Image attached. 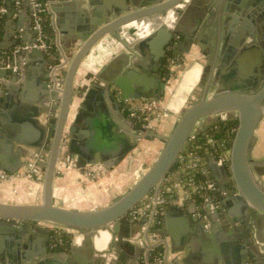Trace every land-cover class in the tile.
<instances>
[{"label": "water", "instance_id": "1", "mask_svg": "<svg viewBox=\"0 0 264 264\" xmlns=\"http://www.w3.org/2000/svg\"><path fill=\"white\" fill-rule=\"evenodd\" d=\"M218 1L50 0L61 61L52 69L47 52L33 48L27 52L23 74L8 69L1 74L10 78L0 83V171L16 174L29 169L33 163L24 158L30 157L43 175L38 179L39 203L0 201V264H144V240L154 229H165L174 238L166 225L172 216L179 218L180 226L194 223L191 231L204 239L206 247L178 255L172 264H264V161L252 157L264 118V0H228L225 11H239L226 20L240 25L233 35L226 32V41L230 35L231 39L225 44L229 48L224 60L211 66L204 53L209 51L206 29L218 19ZM8 8L7 40L16 33L12 0ZM172 10L178 13L172 28L162 23L134 44L121 37L126 24L146 17L161 20ZM26 20V15H19L23 29ZM36 33L33 30L32 39ZM178 34L183 39L175 43ZM108 35L121 38L123 45L78 96L80 67ZM29 40L24 32L21 40L1 47L9 50ZM171 46L179 57L193 54L191 66L198 64L202 70L192 99L182 107L157 158L129 190L105 207L60 206L55 181L62 160L74 162L86 176L90 166L101 165L103 173L114 171L143 140L154 139L156 127L137 123L123 111L122 99L166 93L170 74L162 73V59ZM75 98L80 102L70 121ZM229 121L237 124L228 158L205 149L220 191V209L211 195L203 204L211 227L189 217L195 212L193 204L187 207L188 214L181 207L165 208L162 224L157 216L131 221L130 212L158 190L180 154L211 127ZM54 226L73 232L67 251L52 247L51 242L58 240ZM135 236L139 241H133Z\"/></svg>", "mask_w": 264, "mask_h": 264}, {"label": "built area", "instance_id": "2", "mask_svg": "<svg viewBox=\"0 0 264 264\" xmlns=\"http://www.w3.org/2000/svg\"><path fill=\"white\" fill-rule=\"evenodd\" d=\"M7 1L8 0H0V31L2 17L9 11ZM13 6L16 15L30 8L29 27H31L32 30H36L37 33L34 39H30L26 43L20 42L14 46L7 55L3 57L0 56V69L14 70L23 74L26 68L27 52L31 51L33 48H40L46 51L49 58L48 66L54 69L57 64L54 62L56 57L52 52V38L45 30V22L48 19L51 20L50 1L13 0ZM1 44L2 42H0V45ZM169 51L172 52V46L169 48ZM178 59L177 56L168 58L167 63L169 70H175V66H177L179 62ZM122 109L144 128H147L149 123L161 120L169 115L168 104L161 97L122 99ZM205 136L206 144L213 148L217 146L219 148H224V150H219L218 154H214L219 157L228 158L229 149H227L223 140L216 141L211 134H206ZM202 147V145L197 144L194 145V147L189 146L180 154L176 166L158 190H154L130 212L129 219L131 221H137L143 217L152 219L153 216H158L160 210L167 207L177 206L187 208L193 204L195 212L192 215L204 221L206 228L211 227L212 222L204 211L203 204L208 196L211 195L216 203V207L220 209L219 186L209 174L206 175V178L201 177V173H206L207 171V164L205 157L199 155L196 148ZM61 163L64 164L65 167H75L72 161L69 163L61 161ZM20 176L21 175L0 171V184L5 181L11 182ZM221 193L224 194L225 192ZM53 229L55 230L59 243H62L60 236L65 232L73 234L71 230L64 227L54 226ZM148 237V241L144 240V242H146V248L143 252V263L172 264L167 254L166 239L160 234Z\"/></svg>", "mask_w": 264, "mask_h": 264}, {"label": "crops", "instance_id": "3", "mask_svg": "<svg viewBox=\"0 0 264 264\" xmlns=\"http://www.w3.org/2000/svg\"><path fill=\"white\" fill-rule=\"evenodd\" d=\"M8 2H9V0L7 1V4H8ZM227 2H228V0H220V1H218V6L219 7H218V13L217 14H218V19L219 20H217V22L219 24V30L217 32V34H218L217 35V39L215 38L213 40L212 39V35H210V33H208V35H210V38L208 40L209 41L208 42V50L209 51H208V53L205 52L206 53L205 55H208V57L210 58V60L213 59V61L215 63H217V64L219 63V65L224 60V56L226 55L227 50L229 48V46H227V45L225 46V44L228 43V45H229V41L231 39V35H230L228 37V42L226 41V39H227L226 38V32L228 33L230 31V32H232V35H233V32H236L237 29H238V26L240 25V21L233 23V21L231 19L226 20V17L228 15L229 16H234V15H236L235 12H237V10H238V9H235V10H233L231 12L230 11L229 12H226L225 11V7H226ZM232 4H234V2H232ZM12 5H13V0H12ZM13 8H14V6H13ZM29 11H30V8H28L25 12L21 13V15H26L27 16V20H26L27 21V28L26 29H23L22 27H20L18 25L19 24V15L20 14L16 15L14 13V15L12 16V27L16 31V33H14L12 35L11 39H8V40L6 39V34H7V32H9V26L7 25V16H6V25H5L6 32H5V36H4V39L2 41V44H5V43H13L15 40H17V41L21 40L22 39V33H24V32L28 34L29 39H32L33 38V30L31 29V27H29V24H30L29 23L30 22L29 21ZM172 16H174V14H172ZM51 24H52V27H53V15L52 14H51ZM53 30H54V35H55L54 36V44H55V47H56V51L58 52V55H59L60 54V51H59V48H58L57 32L55 31L54 27H53ZM128 35H130V34H128ZM128 35H124V37H126L129 40V42H132V41H130V38H129ZM102 41H99L98 42V43H101L102 42V45L99 47L98 52L92 58L93 61L91 63V65H93V67L97 66V64H98V68L99 69L108 60L107 57L110 55L109 54V48L112 50V52H116L119 49V47L120 48L122 47V44H123L122 41H121V39H116V38H114V40H107V39L104 40V39H102ZM225 41H226V43H225ZM1 45H0V47H1ZM209 45H210V48H209ZM224 46H225V48H224ZM96 47H98V46H96ZM13 48L14 47H12L11 49H13ZM1 49H2V51H4L2 53V55H1V57L7 55V53L10 52V50H11V49L5 50L2 47H1ZM194 52H196V49L194 50ZM177 57L179 58L178 59L179 61L182 58V57H179V56H177ZM185 57H187V58L191 57L190 59L193 62V59H194L193 54L192 55H189V56H185ZM84 62H85V60H84ZM202 62L203 63H206V61H204V60H202ZM209 63H210V61H209ZM178 64H179V62H178ZM91 65L89 67H91ZM219 65H217V67H218V69L220 71ZM227 65H229V64H227ZM2 70L3 69H0V83L7 82V81H9L8 78H10V75H8L7 77H3L1 75L2 74ZM215 71L216 70H214L213 72L215 73ZM79 72H80V70H79ZM87 75H89L88 76L89 77V80H87V82L85 80H83V81H85L87 83V85H88L94 79V75L91 74V73H87ZM78 76H79V73H78L77 77ZM212 77H214V76H212ZM76 84H77V79H76ZM76 87L78 88V84L76 85ZM83 87H84V83H83ZM169 88H170V82H168V88H167V90ZM174 124H175V122H174ZM172 128H173V126L170 128V132L172 131ZM170 132H169V134H170ZM256 137H257V140H256V144L254 146V149L252 151V157H253L254 160L259 161V162H262V161H264V118L260 122V125H259V127L257 129ZM144 141L147 142V144H148V143H150L151 140H143L141 142V144L139 145V147L136 150H134L128 156L129 159L128 158L127 159H128V164L129 165L134 166L135 165V162H138V160H140L139 158H141V161H142L143 158H145V157L142 158V155H139V153H138L139 150H140V148L142 147ZM126 160L122 163V165H120L118 168H115L114 170L117 171V170H119L122 167H123V169L126 168L123 165L126 162ZM205 160H206V156H205ZM24 161L26 163H28V162L29 163H33L32 165L35 166L34 159H31L30 157L24 158ZM132 161H133V163H132ZM206 164H207V171H206V173L205 172H202L201 173V177L206 178L207 177L206 175L209 174V176L212 179H214V177L212 175V172H211V169H210V167H209V165L207 163V160H206ZM38 169H39V167L37 166V170L35 171L36 172V178H34L35 176L33 178H30L29 176H27V177H29V179H25L24 181H22V183H19L20 181L19 180L16 181L15 179L10 182V183H14L15 182L14 185L16 187H17L16 184H19V187L23 185L24 188H25V191L29 194V197H31L30 200H29V198L27 200H19L16 197H5L6 194H4L3 195L4 197L0 196V201H7V202H13V203H24V204H27V203H39V202H36V201H37V198L40 199L42 190L39 189L41 191V193H39L37 195V190L38 189H36V187L34 185H30V182H29V181L34 182L33 179H36V182L39 183L38 182V179H40L42 177L43 173H42V171H40ZM71 169H72V167H71ZM74 169H73L72 173H65L64 179L62 178V181H64V180L71 181L74 178H76L79 173L82 174V175H85V173L82 170H79V169H75L74 170ZM94 169H97V168L94 167ZM22 171L23 172H26V171H28V169H26V167H25L24 169H22L21 171H19L16 174L22 176ZM104 174L105 173H103V175ZM87 177H88V181H92V182H88V184H89L88 186L89 187L88 186L86 188L78 187L79 188L78 192L82 196H84V194H86V192H90L91 190H89V189H90V187L93 186V184H92L93 183V179H92L93 176L92 175H89V176H86V178ZM263 179H264V177H263ZM56 181H55V185H56ZM5 183L0 184V189H2V188L5 187L8 190H11V187L12 186L10 187L9 185H5ZM26 185L28 187H26ZM86 210H89V209H86ZM165 210L166 209L160 210L159 215L157 216V217H159V223L160 224L163 223V218H164V216L163 215H160V213L162 211H165ZM184 210H186L185 213L188 214L187 208H184ZM189 217L191 218V217H193V215L190 214ZM178 219H179L178 217L172 216L170 218V222H167L166 223L167 227H170V229L172 228V234H173V237H174L173 239H172V237L170 235L167 234V232H166L165 229L162 230L161 232H159L157 229H154V231H152L151 234H149V236H151V235L154 236L155 234L156 235L157 234H160V235H162L166 239L167 254H168V258H169L170 261L172 259H174L175 257H178V255H187L188 256L193 251H199L201 249L206 248L204 246V239H202L199 235H197V233L195 234L193 231H191V229H193L191 227H193L194 223H190V224H187V225H184V226H180L178 224ZM168 225H170V226H168ZM49 227H51V226H49ZM55 236H57L56 233H55ZM137 236H135V238L133 239L134 242L139 241L138 240L139 238ZM141 237H143V232L141 233ZM51 245H52V247L58 246L59 248H62L60 246V243H59L58 240L52 241L51 242ZM63 250L64 251H67L65 249H63ZM193 260H195V257L193 258Z\"/></svg>", "mask_w": 264, "mask_h": 264}, {"label": "rangeland", "instance_id": "4", "mask_svg": "<svg viewBox=\"0 0 264 264\" xmlns=\"http://www.w3.org/2000/svg\"><path fill=\"white\" fill-rule=\"evenodd\" d=\"M104 39L114 40V37L112 35H108ZM114 53L115 52H112V50L109 48L110 55L107 57V59H109L110 56L113 55ZM190 58L191 57L189 58L185 56L182 57L179 61V64L175 66V70H169V74H170L169 82H170L171 89L169 88L166 91V93L161 97L164 101H166V103H168V105H169V101L172 98H174L176 94H180L179 97H183L185 99L184 104L182 106L183 108L186 107L189 104V101L192 99L191 98L192 92L188 90L186 91L181 90L183 76L185 72L188 71L191 65L193 64ZM76 79H77V84H78V92H80L78 93V96H81L82 95L81 92L83 91L84 81L81 78H79V76ZM170 108L171 110L169 109V112H168L169 115L167 117L161 120H158V121H154L152 123L156 127L155 135H154L155 137L148 144L145 141L143 142V145L138 152L139 155H142V158L145 157L142 159V161H141V158H139L140 160H138V162H135L134 166L127 164L128 167L126 168V170L125 168L123 169L122 167L117 171L114 170V171L105 172L104 175L102 172V170L104 169L101 165L97 166V167H101L102 168L101 170L94 169V166L88 167V171L90 172V175L93 176L92 177L93 186L90 187V190H91L90 193L91 195L96 194L95 197L96 196L98 197L97 198L98 201L95 200L94 203L90 204V206L85 207L84 209L102 208V207L107 206L115 197H118L121 194L125 193L127 190H129L139 180V178L147 171V169L150 167L153 160L156 159L159 153L161 152L164 146V143H165V137L169 135L170 128L174 126V122H176L177 119L180 117V112H177L172 107ZM62 161L65 162V160H62ZM36 170H37V166L32 165V167H30L28 171L26 172L22 171V176H25V178H21V179L17 178L15 180L16 181L19 180L20 181L19 183H22V181H24L25 179H29L31 175L35 176L34 178H36V172H35ZM65 173L66 172L64 170L58 169V174L56 176L57 187L59 188L62 187L65 189V191L62 190L61 191L62 193L60 194L63 198H73L74 199L76 196V192L73 189H78V187L86 188L89 185L88 182H92V181H88V177L86 178L85 175H82L80 173L73 180L71 181L64 180L65 181L64 182L62 181V178L64 179ZM33 181L35 183H32L31 181H29L30 185H34L35 187L37 186L36 189L39 188L40 190H42V185L40 183L37 184L36 179H33ZM8 182L9 181H7L5 185H9L10 187L12 186L11 190H8L5 187L0 189V196L4 197L3 195L6 194L5 197H9L10 193L11 194L15 193L21 197L26 198L27 196V198L29 199L31 198L29 197V194L25 191V188L23 185L19 187V184H16L17 185L16 187L14 185L15 182L14 184L10 182L9 184ZM26 187L28 186L26 185ZM39 189L37 190V195L41 193ZM87 194L89 195V192H86V194L84 195H87ZM63 198H57V203L60 206L66 205L64 203ZM36 202H40V199L37 198ZM72 207H77V206H72Z\"/></svg>", "mask_w": 264, "mask_h": 264}, {"label": "bare ground", "instance_id": "5", "mask_svg": "<svg viewBox=\"0 0 264 264\" xmlns=\"http://www.w3.org/2000/svg\"><path fill=\"white\" fill-rule=\"evenodd\" d=\"M171 14V15H170ZM172 14H174V16H172ZM171 16V17H170ZM178 18V13L175 11H170L167 16L164 19H158L157 17H146L144 19H140V20H136L133 21L129 24H126L123 29H122V34L121 36L124 37V35H128L130 38L129 42L130 44H134V41H138L140 39H143L144 37H146L147 35H149L150 33H152L153 31H155L162 23H166L170 28H172L176 22ZM121 39V38H120ZM106 40V39H104ZM102 41V40H100ZM103 42V41H102ZM101 43H98L96 46L98 47H94L90 53V55H88L85 59V62L82 63L81 67H80V72H79V78H81L82 80H85L87 82V80H89V75H87V73H91L93 75H95V73L98 71V64L97 66L93 67V65H91L92 63V58L95 56V54L98 52L99 47L102 45ZM106 42V41H105ZM104 42V43H105ZM123 45V44H122ZM120 49V47H119ZM118 49V50H119ZM91 65V67H89ZM201 67L198 64H195L194 66H191L189 68L188 71L185 72L184 76H183V80H182V85H181V90L183 91H190L193 89V87L195 86V84L197 83L199 76L201 74ZM84 81V88H86L87 83ZM171 89V88H170ZM79 93V92H78ZM180 94H176L174 96V98H172L169 101V106L174 108L177 112L181 111V108L184 104L185 99L183 97H179ZM80 99L75 98L73 107L71 109V113H70V121L73 119L74 114L76 112V109L79 105ZM129 159V158H128ZM128 159L126 160V162L123 164L124 167H128ZM99 166V165H98ZM97 169H102L101 167H97L94 166ZM125 168V170H126ZM58 169L64 170L66 173H72L74 167H65L64 164H62L61 162L58 164ZM75 170V169H74ZM63 173V172H62ZM111 173V172H110ZM79 175V174H78ZM111 175V174H110ZM21 178H25V176H20ZM13 181V180H12ZM7 182V181H5ZM3 182V183H5ZM10 182V181H9ZM35 183V182H32ZM76 183V182H75ZM14 184V183H13ZM38 184V183H37ZM36 185V184H35ZM82 185V184H80ZM118 185V184H117ZM37 187V186H36ZM75 188V186H74ZM39 189V188H38ZM79 189V188H78ZM78 189H73L76 192V196L75 198H63L60 194L62 193L61 191H65L64 188H59L56 185V196L57 198H63L64 203L66 204V206H77V207H88L90 206V204L94 203L95 200L98 201V197L93 194L91 195V193L89 192V195H84L81 197V195L78 192ZM86 190V189H85ZM90 190V189H89ZM12 192V191H11ZM27 194V193H26ZM18 194H11L9 195V197H16L19 200H27V196L25 197H21V196H17ZM23 196V195H22ZM86 196V197H85ZM34 198V197H33ZM30 200V199H29ZM97 204V203H96Z\"/></svg>", "mask_w": 264, "mask_h": 264}, {"label": "trees", "instance_id": "6", "mask_svg": "<svg viewBox=\"0 0 264 264\" xmlns=\"http://www.w3.org/2000/svg\"><path fill=\"white\" fill-rule=\"evenodd\" d=\"M44 2H47L48 0H43ZM6 15H4V17H2V23H1V31H0V42L3 41L4 36H5V25H6ZM45 30L50 34L51 36V46H52V52L55 54V63L58 64L61 60V58L58 55V52L56 51V47L54 44V30L51 24V20L48 19L45 22ZM4 51H2L1 47H0V56L2 55ZM175 56V55H174ZM166 72L169 73V69H166ZM236 121H229V122H223V123H219L216 124L213 127H211L208 131L204 132L200 137H198L196 140H194L192 142V145H190V147H194V145H202V148H196V151L198 152L199 155L205 157V149L209 148L211 151H213V153L218 154L219 150H224V148H219L218 146L213 148L212 146L206 144V134H211V136L216 140V141H221L223 140L225 142V145L227 147V149H229L233 136H234V130L236 128ZM72 233H67L65 232L64 234H62L60 236V239L62 240V243H60V246L65 249L68 250L70 248L71 245V241H72Z\"/></svg>", "mask_w": 264, "mask_h": 264}, {"label": "flooded vegetation", "instance_id": "7", "mask_svg": "<svg viewBox=\"0 0 264 264\" xmlns=\"http://www.w3.org/2000/svg\"><path fill=\"white\" fill-rule=\"evenodd\" d=\"M217 20H219V19H217ZM217 20L216 21H214L213 23H212V25L208 28V29H206V34L208 35V33H210V35H212V39L214 40L215 38L217 39V32H218V30H219V24H218V22H217ZM210 35H208V39L206 40L207 41V43L209 42L208 40H209V38H210ZM181 39H183V36L181 35V34H178V35H176V39H175V43H177V42H179ZM174 43V44H175ZM209 48H210V45H209ZM205 53V52H204ZM206 54V53H205ZM172 56H174V54L171 52V51H169L168 50V48H167V53H166V56L162 59L163 60V68H162V73L164 74V76L167 74V72H166V69H168V63H167V60H168V58H170V57H172ZM175 56H177V55H175ZM211 66L214 64L213 63V59L212 60H210V63H209ZM229 191H232V189L230 188V190ZM218 194H219V196H220V191L218 192ZM225 211V210H224Z\"/></svg>", "mask_w": 264, "mask_h": 264}]
</instances>
